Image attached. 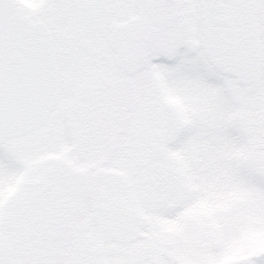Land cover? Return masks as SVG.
I'll return each mask as SVG.
<instances>
[{"label":"snow or ice","instance_id":"snow-or-ice-1","mask_svg":"<svg viewBox=\"0 0 264 264\" xmlns=\"http://www.w3.org/2000/svg\"><path fill=\"white\" fill-rule=\"evenodd\" d=\"M0 264H264V0H0Z\"/></svg>","mask_w":264,"mask_h":264}]
</instances>
